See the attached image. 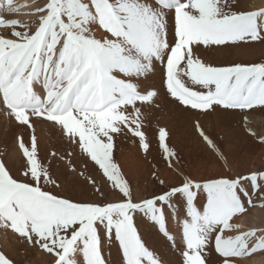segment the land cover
<instances>
[{
	"label": "snow or ice",
	"instance_id": "snow-or-ice-1",
	"mask_svg": "<svg viewBox=\"0 0 264 264\" xmlns=\"http://www.w3.org/2000/svg\"><path fill=\"white\" fill-rule=\"evenodd\" d=\"M33 19L6 18L27 4L0 0V115L28 130L15 138L19 167L0 156V230L49 264H165L150 250L137 226L147 221L180 257L179 264H246L264 254V227L242 222L264 211V168L232 176H182L176 186L134 200L129 181L114 158L115 139L130 135L148 153L145 121L167 99L179 111L197 116L223 113L238 118L245 137L264 147V62L217 65L213 57L231 48L264 44V7L241 10L238 0H32ZM159 66V67H158ZM159 75V82L154 78ZM45 124L74 147L66 155H39L36 125ZM194 131L207 149L227 163L199 119ZM169 131L159 127L158 149L169 169L178 156ZM90 161L98 176L83 171L87 190L100 202H75L45 190L64 191L50 171L66 161L68 174ZM6 155V153L4 154ZM118 202H108L109 194ZM204 199L198 205V199ZM179 202V203H177ZM182 213V215H181ZM175 221L177 245L168 227ZM111 253L109 252V257ZM0 264H14L0 252Z\"/></svg>",
	"mask_w": 264,
	"mask_h": 264
},
{
	"label": "rangeland",
	"instance_id": "rangeland-1",
	"mask_svg": "<svg viewBox=\"0 0 264 264\" xmlns=\"http://www.w3.org/2000/svg\"><path fill=\"white\" fill-rule=\"evenodd\" d=\"M20 2V0H15ZM253 0H238L241 10H250ZM231 2V0H229ZM21 3V2H20ZM33 6V3L31 4ZM32 11L21 8L20 14L6 17L15 18L21 21L33 19L30 15H23ZM212 62L217 65H227L231 63H257L264 62V44L256 43L250 47H240L227 49L224 52L217 53ZM159 67V66H158ZM155 82H159V75L154 78ZM161 104V109L150 112L148 119L145 121L144 131L150 143V151L142 152L138 147V142L130 135L121 134L115 139L114 158L120 165V168L129 181L134 200L142 197L150 196L153 192L159 193L166 188H162L157 180L153 179V172L157 174L159 179L165 181L166 186H176L179 184L182 176L179 173L190 175L196 179L220 178L232 176L235 172L247 173L252 169L264 168V147L250 138L245 137L242 125L238 118L216 113L209 116H197L185 113L176 109L165 98L157 101ZM199 119L201 126L206 134L216 143L218 148L227 158V163L219 160L213 155L207 147L201 142L200 138L194 131V124ZM264 121V114H257L253 126H261ZM42 126V127H39ZM159 127H166L169 131L168 144L169 147L176 151L178 156V164L174 162L175 170L169 169L162 160V154L158 149L157 132ZM23 134L27 143L30 139V132L22 130L14 124L5 123L4 117L0 115V156L12 169L15 175V168L19 167L20 157L16 152L15 138L17 135ZM36 135L39 140L40 159L47 165V159L51 151H56L59 155H66L67 152L73 151L74 147L62 141L58 133H54L45 124L36 125ZM257 145V148L254 147ZM254 147V149H253ZM6 153V155H4ZM72 157L73 163L78 168V173L73 176L67 173L63 166L66 161L59 159L51 161L50 171L54 178L59 177L63 184L64 191L55 190L54 186H46L45 190L53 191L54 194L71 198L75 202H100V198L94 197L87 190L85 177L88 175L98 176V169L93 170L91 162L85 168L81 162L79 150H75ZM251 158V159H250ZM257 161V162H256ZM262 165V166H261ZM261 166V167H259ZM79 171L85 173V177L79 176ZM106 196L108 202H118V196L112 195L110 190ZM204 199L203 195L198 199L199 205ZM179 203V202H177ZM260 213L257 216V213ZM182 215V213H181ZM264 220V211L260 209L253 210L252 213L243 218V224L246 227H252L254 221ZM240 223V221H237ZM140 235L146 246L154 251L165 264H179V254L173 251L158 231L152 227L147 221L137 222ZM171 234L176 237L177 245L180 243L179 230L177 223L170 220L168 224ZM0 252H3L14 264H49V260L38 253L35 249H25V247L16 242L11 233L5 236L3 230H0ZM109 252L111 256L109 257ZM106 259L110 258L113 264L118 260L117 250L115 247H107L104 252ZM264 258V254H254L247 261L253 258ZM209 264H219V258L212 253Z\"/></svg>",
	"mask_w": 264,
	"mask_h": 264
},
{
	"label": "bare ground",
	"instance_id": "bare-ground-1",
	"mask_svg": "<svg viewBox=\"0 0 264 264\" xmlns=\"http://www.w3.org/2000/svg\"><path fill=\"white\" fill-rule=\"evenodd\" d=\"M21 2V3H20ZM20 2H17V1H15V3L19 6V5H24V4H27L28 5V7H26L25 9H28V10H30V7H32L31 6V4H32V0H20ZM253 3H252V8L250 9V10H255V9H258V8H260V7H264V0H253L252 1ZM23 15H25V14H23ZM39 125V124H38ZM261 126H262V128H264V121L263 122H261ZM39 127H42V126H39ZM254 147L255 148H257V145H254ZM254 147H253V149H254ZM262 148V147H261ZM262 149H264V148H262ZM261 157H263V160H264V156H261ZM251 159V158H250ZM257 162V161H256ZM262 166V165H261ZM261 166H259V167H261ZM258 168V167H257ZM256 168V169H257ZM260 213L258 212L257 213V216H259V217H261L260 215H259ZM240 222H242L243 223V221H240ZM252 227H264V220H257V221H254L253 222V224H252ZM246 264H264V258H259V257H257V258H253L251 261H247L246 262Z\"/></svg>",
	"mask_w": 264,
	"mask_h": 264
}]
</instances>
